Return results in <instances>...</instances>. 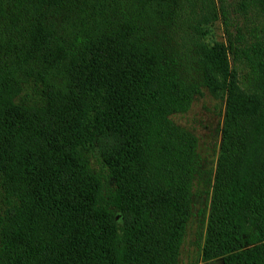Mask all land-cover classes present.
I'll list each match as a JSON object with an SVG mask.
<instances>
[{"label":"trees","instance_id":"16d2710c","mask_svg":"<svg viewBox=\"0 0 264 264\" xmlns=\"http://www.w3.org/2000/svg\"><path fill=\"white\" fill-rule=\"evenodd\" d=\"M202 88L201 257L264 264V0H0V264H179L200 158L170 115Z\"/></svg>","mask_w":264,"mask_h":264},{"label":"rangeland","instance_id":"374dc122","mask_svg":"<svg viewBox=\"0 0 264 264\" xmlns=\"http://www.w3.org/2000/svg\"><path fill=\"white\" fill-rule=\"evenodd\" d=\"M230 1L236 3L240 0ZM203 31V39L208 44L223 39L222 25L219 22L205 25ZM23 93L27 98H31L35 94V87L30 83L24 88ZM223 99L224 93L222 97L213 98L202 88L201 94L194 97L187 111L170 115V119L175 124L195 135L196 151L200 158L199 173L194 179L192 188V213L186 224L185 238L180 247L179 264H222L220 257L204 260L201 257V245L209 203V185L220 139ZM90 161L94 168L98 167L96 153L90 154Z\"/></svg>","mask_w":264,"mask_h":264}]
</instances>
